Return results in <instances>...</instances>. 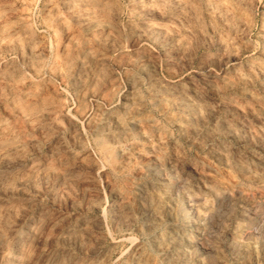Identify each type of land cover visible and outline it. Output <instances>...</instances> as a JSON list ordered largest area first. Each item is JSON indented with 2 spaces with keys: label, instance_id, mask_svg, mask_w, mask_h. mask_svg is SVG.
<instances>
[{
  "label": "rangeland",
  "instance_id": "374dc122",
  "mask_svg": "<svg viewBox=\"0 0 264 264\" xmlns=\"http://www.w3.org/2000/svg\"><path fill=\"white\" fill-rule=\"evenodd\" d=\"M0 264H264V0H0Z\"/></svg>",
  "mask_w": 264,
  "mask_h": 264
}]
</instances>
